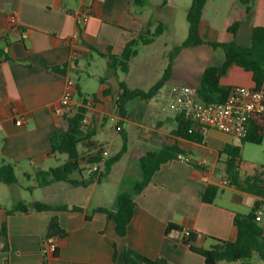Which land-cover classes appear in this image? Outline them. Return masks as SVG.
Wrapping results in <instances>:
<instances>
[{"label": "crops", "instance_id": "obj_1", "mask_svg": "<svg viewBox=\"0 0 264 264\" xmlns=\"http://www.w3.org/2000/svg\"><path fill=\"white\" fill-rule=\"evenodd\" d=\"M151 1L146 0V5L140 7L134 0H0V49L8 55V58L0 56V164L4 161L16 164L17 171L35 182L31 191L28 190L31 194L29 199L18 192L26 189L20 180L12 184L18 189L12 207L20 202H42L85 208L83 213L40 212L29 208L28 212L7 215V210L12 207L0 204V223L7 226L10 245V250L4 252V238L0 239V264H5L6 260L10 264H44L42 246L55 216L59 217L67 236L54 239L57 254L47 255V264H126V248L149 259L164 258L168 264H206L203 256L192 252L190 246L182 242L183 232L167 234L169 224L183 230L190 229L197 236L196 246L209 249L213 238L229 241L236 238L234 220L240 211L235 204H241L244 197L250 196L252 210L256 203L262 201L261 197L233 186L236 193L230 205L220 203L219 195L214 204L204 203L203 195L208 184L220 186L215 172L218 171V164L225 161L221 151L227 144H238L239 140L213 129L204 133L205 146L174 137L175 114L173 118H167L172 127L170 134L165 133L162 127L152 129L155 143L150 142L151 135H144L146 144L140 148L138 163L148 151H159L165 145H178L188 151L189 158L199 163L207 160L209 164L202 170L183 159L162 165L150 184L136 196L137 206L126 237L118 236L115 223L108 220L105 214L93 213L94 209L103 205L92 207L90 200L54 201L55 192L90 189L95 184L87 188L63 182L39 186L36 173L54 168L51 160L58 159V155L50 154L51 137L64 126L61 116L67 109L62 107L61 101L67 92L73 93L77 104H81L77 97L78 87L87 96V122L97 128V133L99 118L110 116L112 112L119 113L117 107L112 110L124 82L117 71L108 66L109 73L112 70L115 78L112 94L111 84L105 77L100 78L102 88L99 95L93 96L83 92L76 78L85 74L89 76L84 61H92L95 56L108 59L106 55L109 53L122 54L127 43L135 39L150 20H156L146 12ZM155 1L161 7V0ZM170 2L163 8L168 7ZM84 8L91 9V16L84 23H79L76 15ZM252 8L248 17L244 5L238 0L208 2L200 23L201 37L208 43H228L236 38L248 44L254 28L264 27V0H253ZM11 17L16 19L15 24L10 21ZM236 22L242 23L234 36L229 28ZM76 34L79 39L74 40ZM163 36L164 33L159 38ZM220 51L209 44L184 49L175 58L171 77L156 97L168 99L173 85L189 87L187 83L190 80L198 81L199 85L192 88L196 91L207 67L224 62V53ZM74 54L78 58L72 63ZM63 66H67L65 74L52 70ZM125 83L130 87V78ZM221 84L231 88L256 87L252 73L238 66L230 69L221 79ZM130 105L131 102L128 109ZM18 115L26 117L22 127L16 126ZM125 122L130 121L127 119ZM162 125L160 122L159 126ZM123 129L126 131L124 125ZM164 134L167 135V142L160 141ZM37 190L43 191V198L35 196Z\"/></svg>", "mask_w": 264, "mask_h": 264}, {"label": "trees", "instance_id": "obj_2", "mask_svg": "<svg viewBox=\"0 0 264 264\" xmlns=\"http://www.w3.org/2000/svg\"><path fill=\"white\" fill-rule=\"evenodd\" d=\"M135 3L144 7L146 0H134ZM214 0H193L187 12V21L189 24V33L187 39L178 45L171 56L169 65L165 69L161 79L153 85L148 91L140 88L132 89L125 82L121 83V92L116 101L119 115L127 117L128 105L134 100L149 101L155 98L158 93L165 87L169 81L175 58L186 48L196 47L209 44L213 48L221 50L225 59L221 65H210L204 72L201 84L195 91L197 98L204 103L224 102L231 90L221 84V79L228 74L233 66H238L247 72L252 73L255 88H261L264 85V27L257 26L253 30L251 41L248 44L241 43L234 39L228 43H208L200 35V23L203 17L204 9L208 2ZM244 5L246 14L249 17L252 14L253 0H238ZM169 0H161V7L167 6ZM242 22L233 24L229 31L236 36ZM154 20H150L145 28L132 41L128 42L122 54L106 55L109 59V67L115 71L121 70L127 74L130 71V63L139 55L141 46L151 45L155 39L164 33L163 23L158 21V26L153 30ZM8 55L0 49V56ZM67 66L54 67L53 71L65 74ZM77 97L81 100V105L77 107L73 114L64 113L61 121L64 126L58 128L51 137L50 154L67 155V159L58 167L48 171H38L36 177L40 187H46L53 183H69L74 187L87 188L95 183H100L105 177H108L113 167L128 152V137L122 128L119 130L124 140L122 150L115 156L108 158L105 162L104 169L99 174H89L88 179L74 180L72 175L76 172L82 173V167L85 164H96L101 161L102 151L98 150L92 155H84L80 149L82 146L88 148L94 147V137L97 135V128L85 123L89 110L87 108L88 98L82 94L81 89L77 88ZM176 127L172 130L174 137L186 141L206 145L205 131L208 128L197 125L194 122L185 120L182 116L176 115L174 118ZM264 141V115H256L250 123V133L245 139L239 140L238 144H227L221 151L226 155V174L228 182L236 189L257 195L262 201L256 203L249 214L237 213L234 225L237 231L236 238L232 241L213 238V244L209 249L196 246L197 236L192 232L189 237L183 236L182 242L189 245L192 252L204 257L206 264H227L244 262L250 264L254 256L264 260V227L256 220L255 211L264 204V176L256 174L246 176L242 172V146L245 143L261 145ZM178 159H184L194 165L196 169L202 170V166L197 160L189 158L188 151L178 145H165L159 151H148L139 160V166L142 171V181L133 191L123 192L117 198V206L114 209L107 207H98L93 213H103L108 220L115 223L118 236L124 238L127 235L128 226L130 225L134 210L137 206L135 198L144 188L150 184L153 175L161 168L162 165ZM19 183L17 176V165L4 161L0 165V184L12 185ZM31 191V187L27 188ZM220 194V186L217 184H208L203 195V202L214 204ZM29 208L37 211H54V212H85L81 205H50L42 202H20L7 210V215L16 212H28ZM90 219V216H87ZM183 232V229L175 224H169L167 234L172 232ZM66 230L61 227L59 217L52 218L46 241L56 238H65ZM4 238L3 251L8 252L10 245L8 242L7 226L0 223V239ZM53 255L57 254L55 250ZM44 256V264H47ZM126 264H168L164 258L149 259L131 248L125 250ZM5 264H10L8 260Z\"/></svg>", "mask_w": 264, "mask_h": 264}, {"label": "rangeland", "instance_id": "obj_3", "mask_svg": "<svg viewBox=\"0 0 264 264\" xmlns=\"http://www.w3.org/2000/svg\"><path fill=\"white\" fill-rule=\"evenodd\" d=\"M193 0H171L168 7H159L155 0H152L147 7L146 12L154 17L153 30L158 26V20L163 21L164 36L157 37L155 41L148 46H141L139 55L133 59L130 63L129 74L123 73L118 70L117 73L120 79L124 82H128L130 78V88H140L148 91L153 85H155L163 76V73L169 65L173 51L178 45H181L188 37L189 24L187 21V12L191 6ZM222 53V51H220ZM223 54V53H222ZM90 63V65H88ZM174 64V63H173ZM86 73L80 78H76L83 87V92L90 96L99 95L102 83L101 77H105L110 85L111 94L114 93L113 71L109 73V60L104 57L95 56L91 61H84ZM166 67V68H165ZM196 81V80H193ZM192 80L188 81L189 87H196L197 82ZM202 81V80H201ZM201 84V82H200ZM152 100V99H151ZM167 99L156 97L154 100L142 102L141 100H135L131 102L128 110L127 118L123 119L119 113H113L99 118L98 120V133L94 137L93 141L95 146L88 148L87 146L80 147L84 155H92L98 150L104 151L108 149L109 158L117 155L124 146V140L120 134L118 127L122 128V131L127 134L128 137V153H126L122 159L116 163L113 167L111 174L101 180L100 183H95V187L90 189H69L65 193L55 192L54 201L58 203H67L68 201H85L90 200L92 207L97 205H103L104 207L114 209L117 206V198L123 192H131L142 181V171L137 161V156L141 153V147L145 146L144 135H151L150 142H157L152 135L154 131L152 129H162L165 133H171V125L167 122V118L174 117V114L167 107ZM116 106L112 108L115 109ZM66 113L73 114L71 110H66ZM115 117V121L111 120V117ZM129 119L130 122H125ZM160 122L163 124L160 125ZM123 125L125 130L123 129ZM92 126V125H91ZM162 140L167 142V135H161ZM196 155L198 151L195 150ZM223 160L226 159V155H223ZM67 159V155H58V159L51 160L52 167H58ZM1 165V164H0ZM92 165L85 164L82 167V173L76 172L72 175L74 180L88 179ZM101 168L97 174L103 171ZM218 171L215 172V179L220 181V194L219 202L222 204L230 205L233 200L234 187L229 184L228 176L226 174L225 161L218 164ZM242 172L246 176H254L256 174L264 176V141L261 145H255L251 143H245L242 146ZM17 176L20 180V184L26 187L18 192H21L26 199H29L31 194L29 193V187L34 185V181L29 180L26 176H23L21 171H17ZM35 177V176H34ZM66 186V185H63ZM66 188V187H64ZM16 185L0 184V204H4L7 208H11L13 205V199L17 193ZM36 197L43 198V191L37 190ZM244 201L241 204H235L234 206L242 214H249L251 211V197H244ZM263 222L264 225V205ZM230 264V263H229ZM234 264V263H231ZM251 264H264V260H261L257 255L251 261Z\"/></svg>", "mask_w": 264, "mask_h": 264}, {"label": "built area", "instance_id": "obj_4", "mask_svg": "<svg viewBox=\"0 0 264 264\" xmlns=\"http://www.w3.org/2000/svg\"><path fill=\"white\" fill-rule=\"evenodd\" d=\"M91 16V9L84 8L76 18L79 23H84ZM15 24L16 19L10 18ZM74 40L79 39V35L73 36ZM74 54L72 63L77 60ZM73 85V83H71ZM167 107L175 115L182 116L185 120L194 122L197 125L208 129L220 131L228 134L237 140L245 139L250 133V123L254 116L264 115V85L261 88H249L244 86L232 87L227 99L224 102L204 103L197 98L195 90L188 86L173 85L167 99ZM62 107L71 110L73 113L81 104L74 101L73 93L67 92L61 101ZM88 105V103H87ZM115 121V117H111ZM26 123V117L18 115L16 126L22 127ZM85 123L88 124L87 118ZM121 127H118L120 130ZM109 151L105 149L101 154V161L93 164L91 173H97L104 167L109 158ZM184 160V159H183ZM202 166H207V160L200 162ZM208 181V178H206ZM256 220L262 221L263 211L259 207L255 211ZM192 234L190 229L183 230V236L189 237ZM55 251V241H45L42 246V254L49 255Z\"/></svg>", "mask_w": 264, "mask_h": 264}]
</instances>
